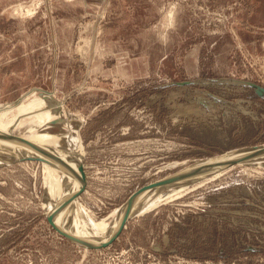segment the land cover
Instances as JSON below:
<instances>
[{"label": "rangeland", "instance_id": "obj_1", "mask_svg": "<svg viewBox=\"0 0 264 264\" xmlns=\"http://www.w3.org/2000/svg\"><path fill=\"white\" fill-rule=\"evenodd\" d=\"M221 80L264 88V0H0V114L20 107L0 128L48 119L46 93L75 115L61 146L84 167L78 203L95 220L196 162L264 146V94ZM253 164L192 183L91 250L49 224L42 162L8 163L0 264H106L112 250L133 264H264Z\"/></svg>", "mask_w": 264, "mask_h": 264}, {"label": "bare ground", "instance_id": "obj_2", "mask_svg": "<svg viewBox=\"0 0 264 264\" xmlns=\"http://www.w3.org/2000/svg\"><path fill=\"white\" fill-rule=\"evenodd\" d=\"M39 98L44 101V104L43 101H41L42 106L45 105V107H49L45 115L48 116V119H45L43 113H41V120H38L36 124L32 125L29 123L26 125V128H28L30 132L23 134L15 130V126H17L18 123L10 122L11 128H0V134H7L15 138L25 139L28 143L37 146L40 150L32 149L29 145L21 142H13L5 138L0 139V167L8 163L20 162L28 159H30L29 161L41 160L40 162H42L47 176L45 181H47V184L49 182L47 192L45 193L46 200L49 202L51 194L55 195V199L52 198V202L50 201V208L45 207L48 211V217L53 218V223L61 229V231L69 234L73 238L84 241V243L88 245L99 246L108 243L123 223L122 221L127 208L126 204L102 220H95L91 214L85 212L82 205L78 203V195L82 188V180H80L82 177L80 169L82 167L81 162L79 159H72L66 156V152L63 151L65 146H61V142L63 143V141H66V139L63 138L65 133L63 132V128L68 123L72 124L77 117L75 115H70L68 112L66 115L63 114L59 106L60 104H58L50 93H46ZM18 107L17 105L11 107L4 106L6 111L0 114V120L4 119L8 111L16 110L15 108ZM22 112L24 115L28 110L22 109ZM54 128H58L59 131L54 132ZM60 134H62V137H57ZM65 135L68 138L71 137L66 133ZM250 153L251 151L248 150H239L238 152L232 151L223 154V156L201 160L196 162L194 166L209 164V162L223 160L224 158H238L249 155ZM253 163L264 166V155L252 158V160L241 164L251 165ZM214 176L217 175L209 177L203 176L195 178V180L200 182ZM218 176L220 175L218 174ZM195 180L181 181L180 183L155 187L151 188V190L141 192L133 203L130 219L151 212L166 201L179 196L183 193L182 191L192 185Z\"/></svg>", "mask_w": 264, "mask_h": 264}, {"label": "water", "instance_id": "obj_3", "mask_svg": "<svg viewBox=\"0 0 264 264\" xmlns=\"http://www.w3.org/2000/svg\"><path fill=\"white\" fill-rule=\"evenodd\" d=\"M202 83L206 84L207 82L205 83L202 81L199 84L201 85ZM214 83H216V84L224 83V84H234V85L240 84V85L247 86V87H255L257 89V92L259 93V95L264 94V88L257 86L253 83H247V82L238 81V80H235L234 82H230L227 80H221V81H214ZM4 138L7 140H10V141H13V142H18V143L21 142V143H24L26 145H29L32 149L40 150L37 146L28 143V141H26L25 139L15 138V137L9 136L7 134H4V135L0 134V139H4ZM263 148H264V146H256V147H252L251 149H243V150L251 151V153L249 155L241 156L238 158H227V159L224 158L223 160L209 162V164L194 166L191 169L181 171L178 174L166 177V179H162V180L153 182L150 185H146V186L139 188L126 201L125 204H126L127 208H126L125 216H124L123 221H122L123 223L120 226L119 230L115 233L113 238L108 243L101 244L99 246L98 245H95V246L94 245H88V244L84 243V241L73 238L69 234L61 231V229H59L53 223L52 217L48 218V222H49V224H51L54 227V229L63 238H67L68 240H70L72 243H74L75 245H77L79 247L82 246V247H86V248L91 249V250L107 248L108 246H110L111 244H113L115 241H117L120 238L119 236L122 234V232L124 231V228L126 227L128 221L130 220V214H131V211L133 209V203H134L135 199L137 198V196L141 192L146 191V190H151V188H155V187H163V186L170 185V184L180 183L181 181L195 180V178H199V177H203V176L209 177L212 175H218L220 173H223L225 170L231 169V168L238 166L239 164L244 163L246 161H250V160H252V158L264 155V149ZM28 160H30V159H28ZM39 161H41V160H39ZM80 169H81V172L83 175L80 178V180H82V188L79 192V196H81L85 192L87 185H88V179H86V173H84V167L82 166ZM195 182H196V180H195ZM195 182H193V183H195Z\"/></svg>", "mask_w": 264, "mask_h": 264}, {"label": "built area", "instance_id": "obj_4", "mask_svg": "<svg viewBox=\"0 0 264 264\" xmlns=\"http://www.w3.org/2000/svg\"><path fill=\"white\" fill-rule=\"evenodd\" d=\"M106 264H133V263L129 259H126L123 252L112 250L106 257ZM135 264H141V263H138V261H136Z\"/></svg>", "mask_w": 264, "mask_h": 264}]
</instances>
